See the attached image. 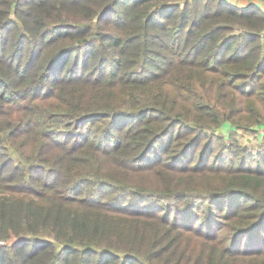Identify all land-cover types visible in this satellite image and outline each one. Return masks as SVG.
<instances>
[{
  "label": "trees",
  "instance_id": "trees-1",
  "mask_svg": "<svg viewBox=\"0 0 264 264\" xmlns=\"http://www.w3.org/2000/svg\"><path fill=\"white\" fill-rule=\"evenodd\" d=\"M253 5L0 0V264H264Z\"/></svg>",
  "mask_w": 264,
  "mask_h": 264
},
{
  "label": "rangeland",
  "instance_id": "rangeland-1",
  "mask_svg": "<svg viewBox=\"0 0 264 264\" xmlns=\"http://www.w3.org/2000/svg\"><path fill=\"white\" fill-rule=\"evenodd\" d=\"M221 1H227V3H230L232 5H238V6H246L248 4L254 6L253 4H258V3H259V5H261L260 2H258V0H252V1L251 0H221ZM261 7H262V9L264 8V3L261 5ZM262 11L264 12V10H262ZM261 126H264V122H262ZM229 128H230L229 125H227V124L224 125L223 127H221V133L222 134H224L225 132L228 133ZM238 138L249 147H253V146L257 145V138H255V136L251 133L238 135ZM3 241L4 242L0 243V247L5 246L6 243H9L8 241H5V240H3Z\"/></svg>",
  "mask_w": 264,
  "mask_h": 264
},
{
  "label": "crops",
  "instance_id": "crops-1",
  "mask_svg": "<svg viewBox=\"0 0 264 264\" xmlns=\"http://www.w3.org/2000/svg\"><path fill=\"white\" fill-rule=\"evenodd\" d=\"M263 3H264V1L260 0V4L262 5ZM256 5H259V3ZM261 5H260V8H261ZM262 10H264V8Z\"/></svg>",
  "mask_w": 264,
  "mask_h": 264
},
{
  "label": "built area",
  "instance_id": "built-area-1",
  "mask_svg": "<svg viewBox=\"0 0 264 264\" xmlns=\"http://www.w3.org/2000/svg\"><path fill=\"white\" fill-rule=\"evenodd\" d=\"M1 242H4V241H3V240H1V241H0V243H1Z\"/></svg>",
  "mask_w": 264,
  "mask_h": 264
}]
</instances>
